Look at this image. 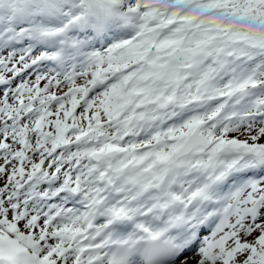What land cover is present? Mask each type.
<instances>
[{
    "label": "snow or ice",
    "instance_id": "6c2138e0",
    "mask_svg": "<svg viewBox=\"0 0 264 264\" xmlns=\"http://www.w3.org/2000/svg\"><path fill=\"white\" fill-rule=\"evenodd\" d=\"M0 264H264V0H0Z\"/></svg>",
    "mask_w": 264,
    "mask_h": 264
}]
</instances>
